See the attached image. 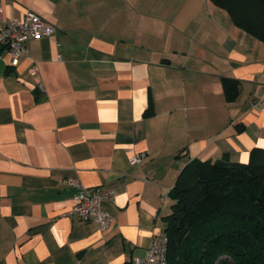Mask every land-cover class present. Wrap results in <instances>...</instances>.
Listing matches in <instances>:
<instances>
[{"label":"crops","instance_id":"obj_1","mask_svg":"<svg viewBox=\"0 0 264 264\" xmlns=\"http://www.w3.org/2000/svg\"><path fill=\"white\" fill-rule=\"evenodd\" d=\"M27 12L55 31L14 68L0 46V264H133L189 161L264 154V44L209 0H0L1 24ZM68 179L114 191L107 231L64 215Z\"/></svg>","mask_w":264,"mask_h":264},{"label":"trees","instance_id":"obj_2","mask_svg":"<svg viewBox=\"0 0 264 264\" xmlns=\"http://www.w3.org/2000/svg\"><path fill=\"white\" fill-rule=\"evenodd\" d=\"M231 23L264 44V0H209ZM226 103L241 91L221 79ZM149 108L145 116H150ZM163 218L167 264H264V154L248 163L189 161L168 193Z\"/></svg>","mask_w":264,"mask_h":264},{"label":"built area","instance_id":"obj_3","mask_svg":"<svg viewBox=\"0 0 264 264\" xmlns=\"http://www.w3.org/2000/svg\"><path fill=\"white\" fill-rule=\"evenodd\" d=\"M54 27L38 15L27 12L21 20H11L9 23H0V46L9 54V67L14 68L23 57L28 56L27 42L31 39L48 38L54 34ZM36 72V67H32ZM264 107V86L253 96L250 109L258 110ZM145 154L131 151L128 163L130 166L139 165ZM77 189L75 206L64 215L76 216L82 222H94L100 232L109 229L112 219L102 210L101 204L105 201L113 202L114 191L99 187L83 188L74 179L65 181ZM168 239L164 234L155 235L147 248L143 259H135L133 264H167Z\"/></svg>","mask_w":264,"mask_h":264}]
</instances>
